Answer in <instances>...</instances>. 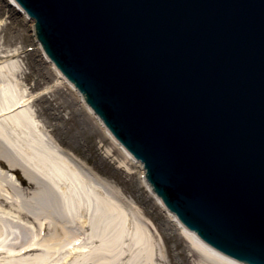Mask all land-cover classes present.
Masks as SVG:
<instances>
[{
    "label": "water",
    "instance_id": "1",
    "mask_svg": "<svg viewBox=\"0 0 264 264\" xmlns=\"http://www.w3.org/2000/svg\"><path fill=\"white\" fill-rule=\"evenodd\" d=\"M16 2L179 220L264 264V0Z\"/></svg>",
    "mask_w": 264,
    "mask_h": 264
},
{
    "label": "bare ground",
    "instance_id": "2",
    "mask_svg": "<svg viewBox=\"0 0 264 264\" xmlns=\"http://www.w3.org/2000/svg\"><path fill=\"white\" fill-rule=\"evenodd\" d=\"M9 3L21 12L14 0ZM19 55L18 50L0 54V166H8L19 181L0 169V264H162L153 242V226L127 224V210L119 202L122 196L46 137L32 107L36 96L22 80L25 70ZM50 69L57 83L73 91L81 106L96 119L134 168L142 170V165L135 163L102 127L57 68L51 64ZM13 192L20 197L30 195L28 208L31 216L39 219L38 225L30 226L24 221L23 201L17 204ZM159 205L162 206L160 202ZM163 211L192 248L203 255L204 264H248L210 247L181 225L175 215L165 208ZM4 215L17 222L18 234L3 229ZM43 215H46L44 219ZM130 231L137 247L133 252L124 248ZM27 233L30 235L24 237Z\"/></svg>",
    "mask_w": 264,
    "mask_h": 264
},
{
    "label": "rangeland",
    "instance_id": "3",
    "mask_svg": "<svg viewBox=\"0 0 264 264\" xmlns=\"http://www.w3.org/2000/svg\"><path fill=\"white\" fill-rule=\"evenodd\" d=\"M1 21L0 54L19 51L18 59L22 61L25 70L22 80L36 96L32 107L44 126L46 137L79 166L84 165L102 181L110 184L127 201L125 205L122 204L127 210V224L140 223L146 226L149 223L153 226V242L156 252L162 257V264H204L203 255L192 248L188 239L172 225L163 208L150 194L139 169L134 168L112 139L105 135L96 119L81 106L73 91L66 85L57 83V77L38 49L33 23L15 10L9 0H0ZM0 169L16 180L14 171L8 170V166H0ZM4 185L12 191L8 183L5 182ZM13 193L17 204L23 201L24 221L30 226L38 225L39 219L33 218L28 208L30 195L20 197L16 192ZM45 216L41 217L44 219ZM1 220L5 231L9 229L14 235L20 232L16 221H10L6 215ZM29 235L27 233L24 237ZM131 237L132 231L127 236L124 248L133 252L137 247Z\"/></svg>",
    "mask_w": 264,
    "mask_h": 264
}]
</instances>
